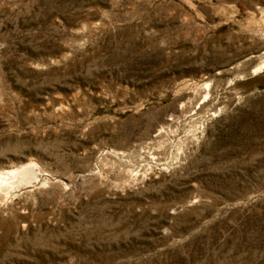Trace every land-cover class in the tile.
<instances>
[{"label":"rangeland","instance_id":"1","mask_svg":"<svg viewBox=\"0 0 264 264\" xmlns=\"http://www.w3.org/2000/svg\"><path fill=\"white\" fill-rule=\"evenodd\" d=\"M0 180V264H264V0H0Z\"/></svg>","mask_w":264,"mask_h":264},{"label":"bare ground","instance_id":"2","mask_svg":"<svg viewBox=\"0 0 264 264\" xmlns=\"http://www.w3.org/2000/svg\"><path fill=\"white\" fill-rule=\"evenodd\" d=\"M23 171H24V170H23ZM23 171H22V172H23ZM27 171H28V170H27ZM20 172H21V171H20ZM20 172H19V173H20ZM25 172H26V171H24V173H25ZM15 173H17V172H15ZM26 174H27V172H26ZM26 174H25L24 176H27V175H28V174H27V175H26ZM13 176H14V174H13ZM16 178H17V177H16ZM26 179H27V178H26ZM4 180L6 181V179H4ZM7 180H9V178H8ZM0 181H2V180H0ZM12 181H13V180H12ZM14 182H15V181H14ZM11 184H12V182H11ZM2 185H3V181H2ZM2 185H1V186H2ZM5 186H6V185H5ZM8 186H10V184H9ZM1 188H2V187H1ZM2 189H3V188H2Z\"/></svg>","mask_w":264,"mask_h":264}]
</instances>
